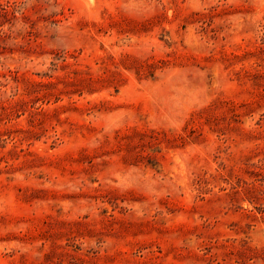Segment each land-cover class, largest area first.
Wrapping results in <instances>:
<instances>
[{"label":"rangeland","instance_id":"obj_1","mask_svg":"<svg viewBox=\"0 0 264 264\" xmlns=\"http://www.w3.org/2000/svg\"><path fill=\"white\" fill-rule=\"evenodd\" d=\"M0 264H264V0H0Z\"/></svg>","mask_w":264,"mask_h":264}]
</instances>
